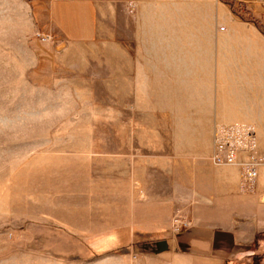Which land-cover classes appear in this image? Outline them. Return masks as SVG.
I'll list each match as a JSON object with an SVG mask.
<instances>
[{
	"label": "rangeland",
	"instance_id": "1",
	"mask_svg": "<svg viewBox=\"0 0 264 264\" xmlns=\"http://www.w3.org/2000/svg\"><path fill=\"white\" fill-rule=\"evenodd\" d=\"M91 2L85 36L0 0V264H180L156 242L194 224L232 244L190 264H264V0ZM234 122L252 180L210 158Z\"/></svg>",
	"mask_w": 264,
	"mask_h": 264
},
{
	"label": "crops",
	"instance_id": "2",
	"mask_svg": "<svg viewBox=\"0 0 264 264\" xmlns=\"http://www.w3.org/2000/svg\"><path fill=\"white\" fill-rule=\"evenodd\" d=\"M61 1H62V4L70 5V7L72 5H80V8H76L72 11L73 13L66 11L68 18H70L71 15H75L83 23L81 28L78 27L74 32H71V33L73 35L84 34L85 36H88L89 31H87V30L89 29L88 24L91 20V10H88L87 7H84V5H87V3L91 4L92 3L91 1H93V0H61ZM59 18H62V11H52L51 19H59ZM229 170L232 171V169H229ZM250 200L251 201H247L246 198H242V200L239 199V201L236 199H232L229 202V200L227 199L226 204L230 203L232 208H234L235 205L238 203V205H240L239 208L240 209L242 208L244 210L247 208V206L244 205V206H246L244 208L242 206V201H245L246 203L250 204L249 206H251V203H253V202H252V199H250ZM239 202H240V204H239ZM228 235L229 234H227L226 232H221L220 228H218L217 226H213L210 224H194L192 226V228L187 229L185 232H179L177 242H178V240H180L181 242H178L177 245H175V244L173 245V242L171 243L172 238L166 239L168 242V248L166 250H163V251L164 252H167V251L172 252V254H173L171 256V258L173 259L172 261H174V259H175V258H173V256H174L177 259H179L180 264H190L192 259L194 260L196 257H201L202 255H205V256L207 255V247H205V242L208 241L209 239H211L209 237H213V239L217 240V243H220V245H221V246H219V248H217L218 247V245H217L216 249L215 248L213 249V250H215L214 252L218 251V249H220V247H222L223 250L224 249L226 250L227 248H229L228 245L232 244V243L230 242V239L227 238ZM195 243H196V245H195ZM171 245L175 246V249H171V248H174V247H171ZM177 248H178V250H177ZM183 260L186 263H181V261H183ZM187 261H190V262L187 263Z\"/></svg>",
	"mask_w": 264,
	"mask_h": 264
},
{
	"label": "built area",
	"instance_id": "3",
	"mask_svg": "<svg viewBox=\"0 0 264 264\" xmlns=\"http://www.w3.org/2000/svg\"><path fill=\"white\" fill-rule=\"evenodd\" d=\"M214 145L210 155L216 164H239L246 180L257 175V161L251 150L255 147V131L252 126L234 122L219 124L214 130ZM248 150L249 157L242 161L240 151Z\"/></svg>",
	"mask_w": 264,
	"mask_h": 264
},
{
	"label": "water",
	"instance_id": "4",
	"mask_svg": "<svg viewBox=\"0 0 264 264\" xmlns=\"http://www.w3.org/2000/svg\"><path fill=\"white\" fill-rule=\"evenodd\" d=\"M156 251H163L168 248V242L166 239H161L156 242Z\"/></svg>",
	"mask_w": 264,
	"mask_h": 264
}]
</instances>
